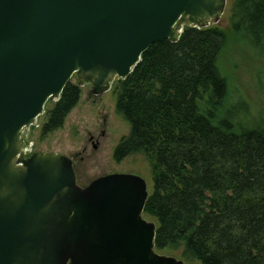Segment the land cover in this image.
<instances>
[{"label":"water","instance_id":"1","mask_svg":"<svg viewBox=\"0 0 264 264\" xmlns=\"http://www.w3.org/2000/svg\"><path fill=\"white\" fill-rule=\"evenodd\" d=\"M225 0H0V264H195L153 250L143 179L80 188L71 160L23 158L22 128L74 75L101 94L182 24H216Z\"/></svg>","mask_w":264,"mask_h":264},{"label":"trees","instance_id":"2","mask_svg":"<svg viewBox=\"0 0 264 264\" xmlns=\"http://www.w3.org/2000/svg\"><path fill=\"white\" fill-rule=\"evenodd\" d=\"M231 37L264 62V0H233ZM221 29L184 26L176 43L151 44L123 80L114 109L128 124L118 163L139 154L151 188L142 214L155 225L153 250L183 263L264 264V106L229 103L217 61ZM67 82L44 112L39 138L59 130L79 99Z\"/></svg>","mask_w":264,"mask_h":264},{"label":"rangeland","instance_id":"3","mask_svg":"<svg viewBox=\"0 0 264 264\" xmlns=\"http://www.w3.org/2000/svg\"><path fill=\"white\" fill-rule=\"evenodd\" d=\"M232 1L225 0V7L218 22L209 26L217 27L227 34V42L219 54L217 66L226 80L229 103L234 99H240L246 103L249 113L252 114L264 106V62L258 60L245 44L228 34L229 9ZM69 81L77 85L80 91L76 106L66 116L59 130L40 139L39 129L44 122V112L54 102L46 101L42 114L21 133L23 145L26 143L23 146L25 148L23 158L31 154H51L70 159L75 184L80 188L100 176L133 174L144 180L149 193L150 173L142 155H130L118 163L112 158L116 144L129 130L128 124L114 109L113 81L107 91L98 95L91 93L89 83H79L74 75ZM101 132L103 135H100ZM92 144L95 145V149L92 148ZM142 216L145 220L153 222L143 214ZM178 252H173L172 257L177 259Z\"/></svg>","mask_w":264,"mask_h":264},{"label":"bare ground","instance_id":"4","mask_svg":"<svg viewBox=\"0 0 264 264\" xmlns=\"http://www.w3.org/2000/svg\"><path fill=\"white\" fill-rule=\"evenodd\" d=\"M23 129H25V128H22V130L20 131V133H22ZM24 150H25V148H24V147H23V148H21V153H23V152H24Z\"/></svg>","mask_w":264,"mask_h":264},{"label":"flooded vegetation","instance_id":"5","mask_svg":"<svg viewBox=\"0 0 264 264\" xmlns=\"http://www.w3.org/2000/svg\"><path fill=\"white\" fill-rule=\"evenodd\" d=\"M100 135H103V133L101 132ZM92 148L95 149V145L94 144H92ZM72 169H73V166H72Z\"/></svg>","mask_w":264,"mask_h":264}]
</instances>
